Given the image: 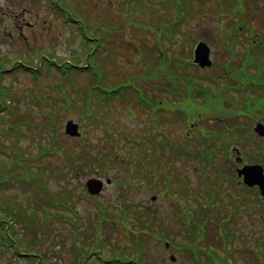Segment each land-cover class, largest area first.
Instances as JSON below:
<instances>
[{
    "label": "rangeland",
    "instance_id": "374dc122",
    "mask_svg": "<svg viewBox=\"0 0 264 264\" xmlns=\"http://www.w3.org/2000/svg\"><path fill=\"white\" fill-rule=\"evenodd\" d=\"M152 1L136 0V6H134L131 0L52 1V4H59L62 9L69 12L71 15L79 19H85L90 30L87 31V34L95 27L102 36L107 34V40L103 43L104 49L96 52V59L99 66H97L98 64L96 63L95 66H97L100 71H96L93 87L99 88L101 86L102 89L106 91L109 88L107 83L110 85L111 82L113 83L126 77L135 84L140 92L148 88L149 91L146 93L147 97L151 100L163 103L160 104L155 111L158 113L161 111L162 113L160 114L165 116V118H163L159 114H155L156 118L163 119L161 123L155 127L158 128V131L162 130L164 135H162L161 138L160 136L154 137V141L162 140V142H160L159 146L154 147L153 144V148H146V162H144V164H135V175L133 177L135 182H138V176L142 175L145 184L144 177L146 181L148 180V184L153 182V191L148 192V190H146L149 188V185H146L145 189H140L134 188L133 185L130 186L127 183H121V190L118 193H116V187L107 186L98 198L84 200V198H81V193L84 190V182L87 177H102L105 174V166H103V163L92 159L90 161L92 165L90 171L86 169L84 172H78L77 175L73 173L69 177L68 186L73 189L71 201H73L74 207L80 210L85 224H96L97 232L101 238L100 247L102 251H100V253H102V256L106 259H109L112 254L109 251L111 247L117 249V252H119V248L123 249L128 247L126 244V241H128L126 233L127 235L139 233L143 238L144 252L149 264H194L189 253L182 245H196V247L203 248L204 243V245L210 244L212 248L218 250L220 255L223 257L225 256L229 261L230 259H228V256L226 257L223 247L226 250L234 248L231 264H260L254 257L257 243H255L254 240L253 242L245 240L246 236H259L264 234V224L260 220L252 219L250 221L249 217L243 214V209H234L233 207L232 214L234 225L229 226L224 223L220 224L222 228L235 231L236 235H238L233 244H222V239L224 237L217 235L213 226H208L203 229L206 222L201 223L199 226L200 228H197L194 224L193 226L195 227H190L193 228L196 235L198 234L200 236L199 240L202 241L199 242V240L191 239L192 235L190 231H188V234L180 221L175 220L179 211L176 206L172 205L169 197H167V193L169 194L170 192L164 189L163 181L158 177L160 173H165L173 179L174 177L179 179L177 183H183L188 180L187 182L190 187L194 189L190 192L187 190L188 184L187 186L182 185L179 197L176 199L180 208L181 217L185 216L183 219L184 223L191 222L192 217L195 216V211L191 212L192 217L186 215L188 209L190 212L193 208V206H191L193 202L191 201V204H189L187 202L188 199L193 200L196 206H201L203 208L208 207L209 210L206 211V213H210L212 208L209 206L210 202L205 201L204 195L211 191L204 187L215 188L217 184L212 182L211 176H207V179H202L200 177L201 173H205L201 170V163L198 158L195 159L196 161H186L184 157L177 159L172 156L168 148L179 147L175 145L174 140L178 143L184 142L189 149L196 148L197 146L195 143L192 145V143L189 142L190 140H186L183 137V133L188 129L190 123H196V121H190V119L195 120L199 117V121L202 124L201 126H205L204 124L207 122V126L211 127L209 129H214L219 126L213 120L214 116L222 117L232 113L230 104L233 98V100L238 103V106L241 105V91H222L229 80L242 78L244 79L243 83L245 86L253 84L259 86L257 87L258 92L251 88V90L246 91V94L251 96L261 94V96H263L261 97L262 99H264V81H246L249 77V73L244 70L245 66L222 79L220 84L216 86L213 84V81H209V79L212 78L217 79L218 74L226 73L227 70L223 65L224 63H228L232 68H234V65H237L238 68L241 67L244 58L243 54L245 53V49L238 44L234 45L232 50L229 49V44H232L230 42L232 36L229 35L227 37L224 28L227 22L231 24V19L222 20V15H219L221 14L219 13L221 9L216 8L217 4L220 5L217 0H209L204 4H199L202 2L200 0ZM163 1L165 2L164 5L162 4ZM52 4L51 0H0V57L8 62L6 65L9 68L11 62L15 60V58L24 59L29 62L32 59L38 60L40 58V53L50 54V56L56 58L55 60L59 61V63L60 61L61 63L69 61L74 65L77 63L85 65L86 56L91 52L93 46L84 41L80 33L81 30L74 25L75 22L65 23L64 19L52 9ZM110 7L113 9L112 12L109 11ZM255 8L257 9V17L253 18L251 23L258 27L260 22L262 20L264 21V0H257ZM127 12L131 14L129 18ZM180 19L183 20L180 27L176 26L170 30H164L166 28V22L164 21L175 22ZM103 30L105 32H103ZM164 38L173 41H168ZM200 38L208 42L211 47V60H213V65L209 70H193V73H189L193 74L195 78H192L193 81L201 84L203 87H208V89L205 90L202 86L191 83V89L188 91L189 97L177 102V106L174 108L179 111L177 115H174L170 113L173 111L168 108L170 104V94L165 92L166 86L170 85L168 80L174 76L177 70L175 67L180 66L182 68L183 60L185 61L190 58V48L192 44L197 42ZM162 39L165 44L164 47L167 49L166 52L160 48V40ZM181 39H184V44H182ZM155 43H157V48L161 56L160 59L156 61L153 60L155 59L154 56L152 58ZM219 65H223L222 68H220ZM255 65L264 68V55L258 54L255 59ZM248 67H251L252 73H256V69L252 68L254 66ZM53 68L55 70L52 69L48 72L44 70L36 79L21 72H10V74L2 77L1 84L6 88H10V93L15 99L11 97V100L7 101L8 104H11L9 108L10 113L5 115V124L0 121V130H2V128H4V130L8 129L17 119L20 120L23 127L22 134L18 136L14 133H11V135L6 134L5 131L2 130L0 136V169H2L4 165L10 168L13 164L11 155H13V153L15 154V151L12 149L13 144L10 142L12 137L19 141L18 145L23 150L25 159L21 158V162L23 159L28 164L38 161L36 153V151H38L37 146L39 144L47 146L48 139L53 135L50 120L43 118L41 115V110L46 109V112L51 113L53 116V129L58 128L61 131V135H59L60 132L56 134L61 145L76 146L79 143H89L92 150H94V147H100L104 152L109 154V156L115 155L117 159L114 160L118 165L117 168H109L106 174L117 179L123 178L129 168L128 164L125 162L133 160L134 153H126V148L122 147L123 142L120 139H117L115 143H104L102 141L105 138L103 129L94 126V124L91 121L89 122L83 115L84 90L92 82L91 80L93 78H91V74H86L83 71H81L82 73L72 72V78L67 77L60 80V74L55 67ZM197 74L204 75L206 79L201 81V79L196 76ZM102 83H106L107 85H103ZM142 84L145 86H142ZM151 86H158L159 88L153 89ZM7 90L8 89H6V92ZM194 91H196L198 95L190 96ZM69 94L71 97L70 100L75 101V103L64 109L62 97ZM125 106H131V104L128 105L127 102L121 104V110H123ZM258 107L264 110V106L260 101L258 102ZM132 108H126L127 113L123 111H121V113H116L119 112V109L111 108L108 115L112 122V129H114V132H122L124 129L129 132H138L139 130L147 132L149 129L157 132L154 126L149 125L148 128L145 125L146 119L150 118V110L138 106L136 103L133 104ZM112 110H115L113 114ZM256 117L258 118L257 120L263 121L262 123H264L262 115L257 114ZM69 119H73L79 124L81 135L77 138H69L63 135L65 122ZM55 120L57 121L56 124L59 126L55 124ZM225 122L230 124L229 122H231V119H227ZM239 122H242L246 129L238 133V138L241 141V138L244 137L246 143L237 145L235 141H231V144H236L234 146L239 148L242 158L246 155L244 158L245 163H249L247 158H250L255 152L258 153V159L264 161V155H262V152H264V138L263 140L257 136L253 138L247 133L250 128H253L255 122L243 117H239ZM33 123L39 124V127L35 128L31 126ZM116 129H118V131H115ZM189 131L191 136L190 139H196L197 128L193 127ZM43 135L46 138H43ZM232 139L236 140L235 135H232ZM169 141H171V143H169ZM119 144H122V146ZM260 149L263 150L261 151ZM229 156L234 159L236 155L232 153L231 155L229 154ZM35 157L36 159H34ZM39 159L45 162L58 164V166H65L64 158L60 156L51 157L43 154L39 155ZM148 159H150V161H148ZM198 169H200L201 172L197 171ZM212 171L214 172V169H212ZM221 171L225 174L228 173L232 175L233 168L229 163H226L221 168ZM210 174L214 175V173ZM58 180L63 181L65 179L61 175ZM226 182L227 184L223 183L221 186L222 191L224 193L233 194L234 191L228 185L230 183L228 181ZM46 183L47 188L46 193H44L41 190L43 185L37 180H34L28 185L13 180L12 183L0 189L1 207L9 203L11 208L27 210V212H23L24 216L26 213L28 214V211L31 213L37 211L36 206L43 205L46 207L49 194L58 193L60 189L58 188L59 184L50 177H46ZM203 184L205 185L204 187H202ZM176 186L179 188V185ZM198 187H202L201 192L195 190L198 189ZM177 192L178 191L175 190L174 187L171 189V193L174 196ZM218 192L220 193V189H218ZM153 194L158 195L157 199L154 201L150 198ZM247 197L253 204L254 197L252 195H247ZM232 198L238 200L235 194H233ZM122 200H124L125 203L133 205L141 204V209L145 210L141 212L137 207L136 209L138 212L136 215L140 214L142 218L148 217L147 219L149 220L147 224L152 225L154 229H160L158 224L162 223L164 227H162L163 230L161 232L164 234L166 232L175 243L173 242L169 245L168 249H165L164 242L168 240L162 239L158 241V237L153 238V235H156L155 233L152 234L148 232L145 235V233H141L139 226L137 227L132 224L129 225V228L122 229L120 224L116 225V223L110 224L103 222L96 216V214H98L96 207L101 205L111 207L124 217L123 213L118 210L119 201ZM224 204V198L219 196L217 201H215L213 209L216 206L219 209H225ZM260 207L264 209V201L261 202ZM60 211L62 214L66 213L65 210L61 209ZM157 212H163L165 217L163 214H161V216L157 215ZM152 213H154V216L150 215ZM209 216L210 218L212 217L215 222L217 221L215 212H211ZM223 218H225V216H219V220ZM161 219L163 221H161ZM55 224L59 227L58 231L63 228L62 223L56 222ZM18 228L20 229L19 226ZM33 228L39 230L40 238H42L39 249L43 252L47 251L43 256L44 264H75V254L72 253L74 245L72 244L75 242L76 245H84L82 243L84 236L74 235V233H71L68 237L63 236L62 238L65 239V246L61 247L58 243V237L56 236L55 238L54 236L56 231L54 226L51 225L48 227V225L42 223L34 224ZM200 229L203 230V233H200ZM63 230L66 232L64 228ZM86 232L90 240H88L85 245L90 246L91 236L93 235V233H90L91 227L89 231ZM22 234H24V237H20V239L25 237L29 239L33 232L25 230ZM35 234L36 233H34V235ZM258 248L262 250V247ZM205 254L210 257L212 256L210 251H206ZM170 255L176 257L175 261L170 260ZM199 258L200 260L202 259V261L205 260L201 252H199ZM14 260L15 261L11 264H21V262H24L21 258H15ZM97 263L99 264L96 260V256L92 257L88 262V264ZM0 264H5V256L0 257Z\"/></svg>",
    "mask_w": 264,
    "mask_h": 264
},
{
    "label": "trees",
    "instance_id": "16d2710c",
    "mask_svg": "<svg viewBox=\"0 0 264 264\" xmlns=\"http://www.w3.org/2000/svg\"><path fill=\"white\" fill-rule=\"evenodd\" d=\"M131 14L128 13V17H130ZM2 63H0V70L3 68ZM61 72V74L63 75V77L65 78L66 76H68L71 73V68H68V70H65L64 68H58ZM52 70V69H50ZM75 71V70H72ZM6 87H3L0 84V120L5 119V115L7 113H10L9 108H8V100H11L12 98H15L11 95L10 93V88H6L8 89L7 92L5 90ZM11 106V105H10ZM8 109V110H7ZM243 109V107H242ZM244 109H252L250 106L245 107ZM42 115L43 118L50 120L51 126H52V133L53 135L51 136L50 139H48V143L47 146H45V148L49 151H52L53 154H57L58 156H60L61 158H64V164L65 166H60V167H56L50 164H39L43 165L44 168L43 169H36L35 167H37V164H34L35 162H33L32 164H28L26 163V161L24 160V153L22 152V150L19 148L18 145V140H15L14 137H12L10 139V142L12 145L13 150H17V152H15V154L13 153L12 156V161L13 164L10 168H8L6 165H4V167L2 169H0V189L2 187H6L8 184L12 183V173H14L13 177L14 179H16L17 182L22 183V180H26L29 177H31L32 173H36L37 175H39V177L41 178V181H39L38 178V182L43 186V188H41V190L46 193V177H50L52 178L53 181H56L59 186V192L58 193H54V194H49V199L47 200L46 204L47 206L44 207L42 206H36V210L37 211H33V213L28 211L27 217L24 216L23 209H18V208H11V206H9L10 204H5V206L3 205V207H1L2 205L0 204V222L3 223L0 224V227L2 228H6V226L9 225L10 227L14 228V222L17 223V225L19 224H23V229L24 230H30L31 232H33V234L30 236L29 239H27L26 237L23 239H20V237H24V234L19 235L17 233L18 230H13V234L15 235V237L19 238L18 241L23 242V245L27 248H31V250H36V252H38L37 250L40 251V244L42 242V238H40V233L38 232L39 230H35L34 224H44V225H48V227H50L51 225L55 227L56 231H55V238L56 236L58 237V243L59 241H63L65 239H63V236H69L71 233H74V230L72 229V232L70 230V227H72V220L73 219H78V215H77V210L73 209V205L72 202L70 201V199L68 200L67 196H71L73 195V189L71 187L68 186V179L69 177L75 173L77 175L78 172H84L86 169L87 170H91L92 169V165L90 163L91 161V157L94 155H99L100 159L96 158L95 161H101L104 163L102 156L100 155V152H95V150H91L90 149V144H83V143H79V145H68V146H63V145H58L57 141H58V136L56 135V129H53V116L51 113L46 112V109L42 110ZM15 120V119H14ZM7 123V122H6ZM5 124V123H4ZM55 124H56V120H55ZM57 125V124H56ZM31 126H34L35 128L39 127V124H31ZM22 124L20 123V120L17 119L16 122H13L11 124V126L8 127V129L2 128V130L5 131L6 134L11 135V133H14L16 136L22 134ZM1 129V128H0ZM2 130H0V136L2 134ZM61 135V134H59ZM43 138H46L43 135ZM56 140V141H55ZM55 141V142H54ZM73 148V150H72ZM46 149H44L45 151H47ZM48 152V151H47ZM89 155V156H88ZM21 158H24L21 162ZM36 159V157L34 158ZM253 161L255 160V158L253 157L252 159ZM20 167V168H19ZM17 168V169H16ZM41 168V166H40ZM46 168V169H45ZM12 169V172H9ZM14 170V171H13ZM63 176L65 180L63 181H59L58 178L59 176ZM1 179H3V181H1ZM39 195V194H37ZM53 197H56L54 199H52ZM66 197V199L64 198ZM64 200L63 202L60 201ZM57 204H64L67 210V214L66 217L69 219V221L66 222V220H61L59 219L58 215L59 214H54L55 212V206H57ZM6 207V208H4ZM61 209V208H60ZM59 209V210H60ZM42 212L45 213V216H42ZM40 213V214H39ZM39 214V216H38ZM263 216H259V218L264 222V212H262ZM64 216V215H63ZM61 216V217H63ZM26 217V218H25ZM51 217V218H50ZM50 218V219H49ZM8 219V220H7ZM56 222L58 223H62L63 228L66 230V232H64L63 228H61L60 231H58V228L56 226ZM67 223V224H66ZM5 224V225H4ZM78 231V230H77ZM95 228L93 227L92 231L90 233H93V237H94V232H95ZM69 232V233H68ZM34 233H36L34 235ZM6 235V233H4ZM82 234L84 236V238H86L87 240L89 239V237L87 236V232H82L79 233ZM2 233L0 232V237H1ZM136 236L134 235H129L127 236L128 241L126 242V244L128 245V247L123 248L125 251H130L131 249H133L137 243L134 241V238ZM255 236H249L245 238V240H247L248 242H253V240L255 241L256 246V250L254 251V257L256 260H258L260 262V264H264V255H263V249H264V234L260 235L257 238H254ZM11 241L8 240V243H10ZM84 242L85 239H84ZM27 243V244H25ZM64 243V242H63ZM131 244V245H130ZM258 247H262V250H260ZM138 253L141 256L140 253V245H138ZM74 251H77L76 248L73 247ZM72 250V253H73ZM234 249H231L229 253L233 254ZM142 252V251H141ZM79 253V252H78ZM123 254V252H120ZM143 253V252H142ZM143 257V255H142ZM263 257V260L261 259Z\"/></svg>",
    "mask_w": 264,
    "mask_h": 264
},
{
    "label": "water",
    "instance_id": "95a60500",
    "mask_svg": "<svg viewBox=\"0 0 264 264\" xmlns=\"http://www.w3.org/2000/svg\"><path fill=\"white\" fill-rule=\"evenodd\" d=\"M207 58H208V50L204 45L200 44L197 49L196 61H198L202 66L209 65V61L207 60ZM77 129L78 126L74 124L73 121H69L66 124V133L72 136L78 135ZM255 131H257L261 136H263L264 126L258 124L255 128ZM237 172L239 176H243V181L247 185L249 186L257 185L260 189V193L264 196V174H263V168L261 166L248 165V166H244L242 169L238 170ZM86 186L89 193L97 194L102 187V183L97 179H89L86 182Z\"/></svg>",
    "mask_w": 264,
    "mask_h": 264
}]
</instances>
